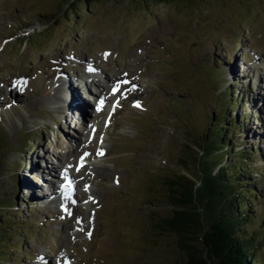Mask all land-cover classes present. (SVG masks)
Masks as SVG:
<instances>
[{"label":"rangeland","instance_id":"rangeland-1","mask_svg":"<svg viewBox=\"0 0 264 264\" xmlns=\"http://www.w3.org/2000/svg\"><path fill=\"white\" fill-rule=\"evenodd\" d=\"M67 2L0 0V94L6 93L0 96V264H43L35 251L45 252L53 264H178L184 252L177 236L154 225L172 213L165 181L184 173L179 164L183 143L205 135L225 90L237 92L238 107L229 112L237 115L239 129L247 126L248 135L237 143L244 134L237 130L223 152L213 155L226 156L219 167L236 161L232 157L240 149L250 152L248 179L256 182L259 194L250 200L258 214L251 224L264 226V0L79 1L73 10ZM83 59H96L95 72L112 75L111 81L133 71L131 86L138 96L132 91L129 97H137L129 100L131 87L121 94L120 89L105 106L96 86L89 85L98 94L80 89L91 98L92 111L105 112L85 122L86 108L81 114L76 109L77 130L71 126L67 93L78 89L76 75L86 72V67L78 68ZM17 80L24 82L12 87ZM142 80L148 88L141 87ZM246 95L251 96L253 110ZM118 98L127 104L118 103ZM63 113L70 127L63 123ZM240 113L249 114L248 119H239ZM61 134L92 141L97 152L90 158L89 150L83 152L77 142L67 152L71 160L74 153L83 152L81 158L90 169L83 163L79 172L71 171L76 180L95 176L94 194L80 202L83 210H75V216L87 219L75 218L67 236L73 211L62 203L56 220L54 204H44L47 211L34 202L28 208L21 205L18 214L16 208L6 207L16 202L24 186L34 190L27 191L32 198L35 192L40 198L48 191L40 176L31 179L29 169L38 171L32 164L34 155L48 147L50 156ZM61 145L63 151L66 144ZM97 167L104 175L93 173ZM26 176L29 183L22 178ZM85 185L76 188L84 190ZM86 197L84 192L80 198ZM95 200L99 204L92 203ZM246 231L252 232L250 225ZM57 244L67 256L62 262L54 261ZM261 247L264 255V243ZM24 253L33 256L28 259Z\"/></svg>","mask_w":264,"mask_h":264},{"label":"trees","instance_id":"trees-1","mask_svg":"<svg viewBox=\"0 0 264 264\" xmlns=\"http://www.w3.org/2000/svg\"><path fill=\"white\" fill-rule=\"evenodd\" d=\"M79 1L87 5L100 0H70L69 9ZM229 99L226 93L216 106L205 135L183 143L179 164L184 173L165 181L172 213L154 225L177 236L178 248L184 252L178 264H264V226L255 223L258 214L253 213L250 203L254 197L250 186L256 182L248 179L247 163L236 153L232 157L236 161L218 167L225 156L223 147L236 138L238 129L229 112ZM247 225L252 232L246 231ZM254 227L259 229L254 231Z\"/></svg>","mask_w":264,"mask_h":264},{"label":"bare ground","instance_id":"bare-ground-1","mask_svg":"<svg viewBox=\"0 0 264 264\" xmlns=\"http://www.w3.org/2000/svg\"><path fill=\"white\" fill-rule=\"evenodd\" d=\"M131 83V82H130ZM100 95H102V93H103V89H101L100 91ZM98 94V93H97ZM133 96V95H132ZM100 97V96H99ZM67 100L68 101H70L69 102V107L72 109L71 111H73V113H74V111L76 110V109H78L79 110V112L78 113H82L81 112V109H82V106H85L86 104H87V101H85V99H84V97H82V96H80L77 92H76V90H71L70 91V96L67 98ZM141 104V103H140ZM87 113V112H86ZM79 148V146H76L75 147V149L73 150V151H76L77 149ZM82 167H84V164H82V166H81V168ZM52 171V170H51ZM93 173H96V174H100L101 173V175H104V171L103 170H101V169H99L98 167L96 168V169H93ZM79 172V171H78ZM68 177H69V179L71 180V182H72V180L74 181V180H76L75 178H74V175L72 174V172H71V170L69 171V173H68ZM82 182L84 181H87L88 180V178H87V176H86V174L85 175H83V178L82 179H80ZM77 181V180H76ZM50 183H51V181H49ZM35 188V187H34ZM36 189V188H35ZM34 195V194H33ZM80 199V198H79ZM70 222V221H69ZM70 226V225H69ZM82 229H83V227H82Z\"/></svg>","mask_w":264,"mask_h":264},{"label":"snow or ice","instance_id":"snow-or-ice-1","mask_svg":"<svg viewBox=\"0 0 264 264\" xmlns=\"http://www.w3.org/2000/svg\"><path fill=\"white\" fill-rule=\"evenodd\" d=\"M107 55V54H105ZM135 107H140V105L138 103L134 104ZM102 154V153H101ZM91 235V233H89V236Z\"/></svg>","mask_w":264,"mask_h":264}]
</instances>
